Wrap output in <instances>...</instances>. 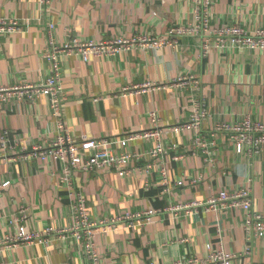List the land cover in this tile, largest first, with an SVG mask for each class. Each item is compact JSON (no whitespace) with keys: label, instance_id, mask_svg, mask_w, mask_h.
<instances>
[{"label":"crops","instance_id":"crops-1","mask_svg":"<svg viewBox=\"0 0 264 264\" xmlns=\"http://www.w3.org/2000/svg\"><path fill=\"white\" fill-rule=\"evenodd\" d=\"M193 6V0H52L47 4L0 0V17L24 22L21 31L0 34V85L45 81L51 65L43 52L50 37L63 43L73 36L167 35L171 25L191 19ZM212 22L264 26V0H214ZM202 41L201 35L185 34L172 44L94 56L89 61L76 54L62 56L66 99L57 116L45 94L35 100H22L17 94L0 100V131L9 128L6 136L10 138L9 146L0 145V151L10 154L14 137L29 144L51 143L59 129L58 119L65 120L68 132L76 138L141 130L155 120L165 127L167 151L162 159L170 169V187L162 182L158 169L149 174L135 170L122 174L115 168L74 171L76 189L86 194L93 217L154 209L143 225L98 233L99 264H172L181 256L204 257L209 244L216 248L220 243L236 254L229 264H264V232L258 237L248 233L243 207L206 210L204 206L221 189L249 186L254 209L264 212V149L238 152L231 133L216 128L219 122L246 115L264 120V50L217 47L205 54ZM184 74L199 77L204 90L191 85H168L142 93L124 90L146 81L168 84ZM196 112L205 115L198 125L193 122L173 129L191 123ZM197 137L199 146L195 145ZM153 143L138 138L127 148L144 150ZM215 148V162L206 160L205 149ZM62 167V161L54 157L0 160L1 234L17 231L11 221L21 204L30 207L28 219L22 220L29 230L74 222L72 197L60 180ZM5 180L10 183L3 186ZM47 236V241L5 248L0 251V264H89L84 234L67 231L65 236L57 232Z\"/></svg>","mask_w":264,"mask_h":264},{"label":"built area","instance_id":"built-area-1","mask_svg":"<svg viewBox=\"0 0 264 264\" xmlns=\"http://www.w3.org/2000/svg\"><path fill=\"white\" fill-rule=\"evenodd\" d=\"M40 1L47 4L51 3L52 0ZM193 1L191 19L187 22L171 25L167 35L155 36L150 33L140 32L129 36L119 35L107 39H84L79 36H73L63 43H59L50 37L43 56L51 65V74L45 81L40 83L0 85V100L8 101L16 94L22 100L25 97L35 100L37 96L45 94L50 98L54 115L61 114L66 99L61 75V57L71 54H76L83 60L89 61L94 56L104 57L127 50H140L172 44L177 42L180 35L185 34L203 36L202 46L205 54L211 48L217 47L226 49L234 46H246L264 50V26L249 28L237 22L215 24L212 22L214 0ZM23 28L24 22L18 18L0 17V34L15 33ZM168 85H191L194 89L202 90L206 87L196 75L184 74L174 78L168 84L146 81L124 87V90L130 93H142L152 89L167 87ZM203 114L196 112L193 114L191 123H181L173 126V129H182L193 125V122L198 125L202 116H205ZM153 117H157L155 111L153 112ZM58 128L55 138L49 144H29L28 142H21L18 137H14L15 141L14 145H11V150L16 154L0 151V160L3 158L17 159L19 156L38 160L49 157L60 159L63 163L60 180L62 184L68 187L72 197L70 212L74 217V222L66 226L49 224L41 230H29L26 223H23L22 220L28 219L30 207L21 204L18 213L13 216L11 221L16 225L17 231L12 234L0 233V251L19 243L47 241V235L54 232L65 236L67 231H73L74 234L79 236L84 234L85 236L89 264H99L100 253L96 246L97 234L119 229L123 225L128 227L134 226L136 223L143 225L150 218L154 209H127L108 217H93L88 209L86 194L76 189L73 181L74 171L76 169L100 170L115 168L122 174L130 173L132 170L149 174L153 173L154 169H158L162 182L170 187L172 182L170 169L162 159L164 152L167 151L163 142L165 127L160 126V123L155 120L153 125L141 130L131 129L114 136L90 137L83 135L79 138L68 132L64 119H58ZM216 128L231 133L238 152H242L245 149L250 152H258L264 149V120H253L249 115H246L237 121L224 120L219 122ZM8 133L9 128L7 127L0 131V145L4 149L9 146L8 141H10V138L6 136ZM138 138L151 139L154 143L144 150L128 149V145ZM200 143L201 140L197 137L195 145L199 146ZM211 143L215 147V139ZM18 144H20L19 147L17 146ZM217 151V148L205 149V159L215 162ZM132 161H138L139 164L131 165ZM8 183L10 181L5 180L2 185L6 186ZM253 202L254 198L251 188L244 186L234 191L221 189L216 194L211 195L204 202V206L206 210L235 206L243 207L247 211L245 227L248 233L258 237L264 232V212L255 210ZM199 203L194 202L193 204ZM208 248L209 252L204 257L181 256L172 264H229L230 259L236 255L225 250L222 243L216 248L209 244Z\"/></svg>","mask_w":264,"mask_h":264},{"label":"rangeland","instance_id":"rangeland-1","mask_svg":"<svg viewBox=\"0 0 264 264\" xmlns=\"http://www.w3.org/2000/svg\"><path fill=\"white\" fill-rule=\"evenodd\" d=\"M256 49H258V48H256Z\"/></svg>","mask_w":264,"mask_h":264}]
</instances>
